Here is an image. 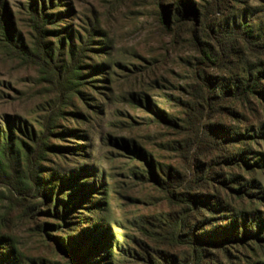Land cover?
Listing matches in <instances>:
<instances>
[{"label":"rangeland","instance_id":"374dc122","mask_svg":"<svg viewBox=\"0 0 264 264\" xmlns=\"http://www.w3.org/2000/svg\"><path fill=\"white\" fill-rule=\"evenodd\" d=\"M240 1L253 10L246 21L253 26L264 21V0ZM0 2L6 3L22 41L30 45L26 0ZM181 2L199 9L204 0H166V12L174 16ZM55 4L56 10L69 12L59 21L61 28L57 30H73L72 43L78 44L79 36L85 37L91 27L103 34L94 40L104 44L107 53H87L81 62L82 73L87 74L89 67L99 62L107 67L103 73L89 74L79 94L68 100L64 111L81 117L61 116L55 132L63 134L50 139V143L70 150L62 155L47 154L41 162L42 176L52 171L59 174L65 168L93 166L94 173L103 178L104 187L80 202L82 192L77 185L90 178V168L79 171L68 189L56 188L52 206L55 198L68 202L70 196L80 203L68 208L66 221L57 219L52 207L48 215L44 213L46 208L40 207L35 218L27 217L0 195V237L4 239L0 254L13 250L4 264H145L144 259L154 252L169 255L175 264L183 260L190 264L187 248L170 242L166 236L169 220L178 208L167 202L153 179L155 174L163 180L160 171L168 167L191 178L197 166L206 169L210 162L214 163L217 182L208 184L202 192L210 196L212 209L202 210L195 217L201 225L221 226L229 221L232 211L264 212V197L239 198L223 184L230 175L239 178L228 185L230 188L253 180L258 187H250L249 193L264 195V168L253 165L264 164V97L260 90L248 101H229L214 112L206 122L222 139V145L218 150L196 154L194 147L187 149L191 141L186 127L168 128L144 105L147 100L153 110L177 126H184L185 105L192 103L191 70L195 59L187 29L176 26L172 35L167 34L158 21L154 0H56ZM217 24L222 22L218 20ZM48 40L55 50L60 47L59 37L52 35ZM99 46L95 43L92 47ZM65 55L63 45L58 57L64 62ZM261 60L264 63V58ZM238 61L239 56L233 55L231 63L211 72L212 76L239 74ZM38 78L36 68L20 63L0 47V128L10 127L22 140L26 139L22 133L39 130L54 98ZM261 90L264 92V80ZM131 96L142 105L131 104ZM70 129L76 130L75 135L80 134V138L68 134ZM239 133L243 139L233 137ZM128 143L148 155L153 169L124 148ZM233 154L242 155V159L236 158L237 167L223 160ZM245 161L253 168L247 167ZM0 191L5 192L1 187ZM100 198L103 203L99 205ZM92 220L106 224L107 238L99 239V247L83 257L93 242V233L84 232L79 238L75 226L85 228ZM64 237L74 239V245ZM232 248L230 260L220 256L221 264H238L236 258L240 264L244 260L264 263V246L246 240L244 245ZM73 252L82 263H77Z\"/></svg>","mask_w":264,"mask_h":264},{"label":"trees","instance_id":"16d2710c","mask_svg":"<svg viewBox=\"0 0 264 264\" xmlns=\"http://www.w3.org/2000/svg\"><path fill=\"white\" fill-rule=\"evenodd\" d=\"M165 2L166 0H154L162 29L172 35L176 26L185 27L189 45L195 54L191 70L192 103L185 105L187 118L183 122V127L177 126L163 113L153 110L147 100L144 105L155 115L159 123L168 128L184 130L186 127L191 141L187 149L194 147V152L199 155L218 150L222 145V139L215 135L213 128L206 121L214 112L221 110L226 102L248 101L259 90L260 95L264 97V92L261 90V82L264 80V63L261 60L264 58V21L255 26L251 24V21H246L253 14V10L246 8L245 5L242 6L244 2L240 0H204L199 9L181 2L174 16L166 12ZM55 3L56 0H26L27 23L31 33V43L26 45L16 28L11 11L5 2H0V47L20 63L36 68L38 81L45 84L48 91L54 95L49 112L40 122L39 130L36 133H22L25 140L16 137L10 127L0 128V187L5 191H0V195L10 205L22 210L27 217L35 218L40 207H45L44 213L48 215L52 207L54 216L66 221L69 219L70 206H78L80 203L73 200L74 196H70L68 202H65L63 198L59 201L55 198L52 206L51 198L57 196L56 188L60 191L68 189L79 171L91 168V176H89L91 179L77 185L82 192L81 202L85 201L89 194H97L103 189V178L94 173L93 166L65 168L59 174L52 171L47 176H42L41 162L47 154L62 155L70 150V148L50 143V139L63 134V132H55L56 122L61 116L66 115L74 118L81 117L80 114L64 111L68 100L71 96L79 94V89L86 84L85 79L89 74L103 73L107 67L99 62L90 66L88 73L84 74L82 73L84 66L81 62L87 53H107V47L94 40L95 37H102L103 34L93 27L88 30L85 37L79 36L78 44L72 43L73 30L63 29L62 32L60 29L57 30L61 28L58 25L59 21H62L61 19L69 12L56 10ZM218 20L222 22V25L217 24ZM52 35L59 37L60 47L57 50L52 48L48 40ZM95 43H99L100 46L93 48ZM63 45L66 47L64 62L58 57V52ZM236 45H239V50L235 48ZM233 55L239 56L237 62L239 74L212 76L211 72L222 70L230 64ZM129 102L142 105L133 96ZM66 132L77 134L74 129ZM233 135V137L238 135V139L244 138L240 133ZM75 137L80 138V134ZM124 148L151 167L148 155L140 147L128 143ZM238 157L241 158L242 155L233 154L223 160L237 167L239 163L236 158ZM244 164L250 169L253 168L246 161ZM213 165L214 163L210 162L206 169L203 165L197 166L191 178L182 177L169 167L165 171H160L163 180L153 175L155 185L163 192L167 202L178 208V213L169 220L167 239L187 248L190 264H221L220 256L230 260L231 248L244 245L246 240L258 247L264 246V212L232 211L229 221L221 226L207 222L210 219L205 220L209 223L208 226L201 225L202 222L195 219L202 210L212 209L210 196L202 192L208 184L217 182ZM253 165L264 168V164ZM238 179L237 176L230 175L223 184L227 185L226 189L239 198L246 195H254L258 199L264 197L263 192L249 193L250 187L257 186L253 180L242 184L239 182L236 185L237 188L228 187L231 182H237ZM54 181L55 183L52 184ZM97 203L100 205L103 199L100 198ZM75 229L76 234L80 232L79 238L84 232L93 233V242L87 252L84 251L83 257L91 255L99 247V239L107 238L108 228L106 224L98 220H92L89 226L82 229L75 226ZM64 238L70 240L68 237ZM70 241L74 245V239ZM3 242L4 239L0 237V245ZM12 254L11 249L0 254V264H4L7 258L12 257ZM72 254L78 260L77 263H82L74 252ZM235 260L240 264V260L237 258ZM144 263L175 264L169 255L157 252L147 256ZM181 264H188V260H183ZM241 264L264 263L244 260Z\"/></svg>","mask_w":264,"mask_h":264}]
</instances>
